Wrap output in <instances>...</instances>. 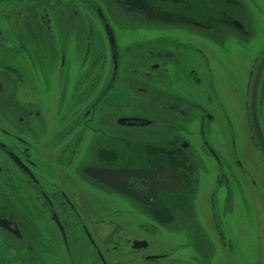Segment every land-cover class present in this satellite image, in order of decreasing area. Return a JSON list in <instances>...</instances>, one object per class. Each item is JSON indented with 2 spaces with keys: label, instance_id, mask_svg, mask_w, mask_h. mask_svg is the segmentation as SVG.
<instances>
[{
  "label": "flooded vegetation",
  "instance_id": "af4514ba",
  "mask_svg": "<svg viewBox=\"0 0 264 264\" xmlns=\"http://www.w3.org/2000/svg\"><path fill=\"white\" fill-rule=\"evenodd\" d=\"M132 23L163 27L119 50ZM253 124L264 0H0V264L232 262L234 213L264 224Z\"/></svg>",
  "mask_w": 264,
  "mask_h": 264
},
{
  "label": "rangeland",
  "instance_id": "374dc122",
  "mask_svg": "<svg viewBox=\"0 0 264 264\" xmlns=\"http://www.w3.org/2000/svg\"><path fill=\"white\" fill-rule=\"evenodd\" d=\"M158 27H163L162 25L157 24H151V23H138L135 24H128V25H120L118 27H115V34L118 42L119 50L124 49L127 45L134 44V40H143L147 41L150 40L155 33L158 32ZM172 30H178L181 32L180 29H172ZM189 30V29H188ZM190 31V30H189ZM96 40L97 35H95ZM71 46V45H70ZM244 50L239 47L235 48L234 51V58L235 63L237 62V59H239V64L242 65V57H243ZM79 56L76 55L75 58H78ZM69 63V62H68ZM92 201L97 200L101 201V197L91 195L89 197ZM95 207V206H94ZM87 208L80 209L81 213L84 215ZM94 211V215H89L91 217H96L99 215L100 211L98 208H91ZM230 231L238 232L243 237L236 238L239 241L234 243L232 245V250L234 251L233 255H230V258L232 262L234 261L235 256H238V258H235L234 264H264V224L260 225H253L251 224V221L244 213H240L237 215V213H234V215L230 218L229 221ZM258 226L261 228L259 229ZM159 228V227H158ZM208 228V227H207ZM206 229V227H205ZM178 229L177 231H179ZM164 230L158 229L157 233L162 235L161 237H165L168 240H172V237L176 240L179 239L178 236L169 235L168 233L163 234ZM175 233V232H173ZM181 233V232H180ZM238 235H236L237 237ZM162 239V238H161ZM181 240V239H180ZM180 240L176 241L178 244ZM214 239V244L217 246L218 251L216 252L215 258H214V264H223V255L219 252L221 250L220 245L217 241ZM190 241L187 240V259L190 261V263L194 264V253L192 250H190ZM238 246L240 251L236 252L235 247ZM183 253V252H182ZM229 252H224V254ZM186 254H184L185 256ZM229 255V254H228ZM225 264H232L230 260H224ZM86 264V263H85Z\"/></svg>",
  "mask_w": 264,
  "mask_h": 264
},
{
  "label": "water",
  "instance_id": "95a60500",
  "mask_svg": "<svg viewBox=\"0 0 264 264\" xmlns=\"http://www.w3.org/2000/svg\"><path fill=\"white\" fill-rule=\"evenodd\" d=\"M110 41H111V44H113V40H110ZM253 119H254V116H253ZM253 133H254V135L257 138V143H258V146H259L261 152L264 154V139L261 137L259 129H258V127L255 124H253ZM98 171L99 170H95L94 172H98ZM171 179H172V176H171ZM135 199H137V197ZM140 201H142V200H140ZM142 202H144V201H142Z\"/></svg>",
  "mask_w": 264,
  "mask_h": 264
}]
</instances>
